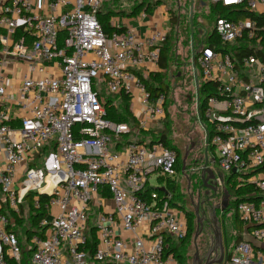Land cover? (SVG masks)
<instances>
[{
    "label": "built area",
    "instance_id": "1",
    "mask_svg": "<svg viewBox=\"0 0 264 264\" xmlns=\"http://www.w3.org/2000/svg\"><path fill=\"white\" fill-rule=\"evenodd\" d=\"M111 1L0 0V264L22 258L11 213L20 215L29 193L28 210L46 197L45 215L24 245L29 264H177L166 241L186 234L166 183L177 181L176 152L141 138L165 116L164 94L152 96L139 76L159 71L166 13L153 3L146 11L151 0H129L142 7L131 17L111 16L106 33L97 14ZM208 1L262 17L260 26L256 18H215L222 47L201 46L195 61L201 81L216 88L203 111L212 164L237 188L258 191L257 200L236 204L244 230L223 264H264V251L253 247L264 244V60L237 59L230 50L244 40L261 48L264 0ZM18 27L34 35L30 48L13 37ZM20 66L26 73L9 88ZM98 80L109 94L127 97L134 124L106 118Z\"/></svg>",
    "mask_w": 264,
    "mask_h": 264
},
{
    "label": "rangeland",
    "instance_id": "2",
    "mask_svg": "<svg viewBox=\"0 0 264 264\" xmlns=\"http://www.w3.org/2000/svg\"><path fill=\"white\" fill-rule=\"evenodd\" d=\"M159 1L158 6H164L167 10L169 17H173L169 24V33L166 43V67L161 73V80L168 87L166 95V122L162 125V121H159L156 125L158 130L163 127L168 128L167 140L169 145L173 146L178 154V167L182 168L183 156L192 142L194 149L190 152V156L185 160V164L189 160L201 157V165L204 157V150L207 149V156L209 165L216 167L215 164H211V155L208 150V142H206L207 135L204 132L203 123L201 122L197 112V96L196 87L193 79V70L190 65L191 62V47L195 49L201 48L202 44L206 42V38L212 31L214 24V16L211 11V6L208 0H152ZM120 4V5H119ZM192 4L191 17L189 15V7ZM130 2L127 0H120L117 4L106 3L105 8L109 7L114 10L119 8L130 7ZM138 18V15L133 17ZM132 23L136 25V21ZM144 22L146 19L143 20ZM198 83L200 82L199 75L197 76ZM98 92L103 95L104 98H110L116 104L117 99L109 95L103 85L99 84L98 80ZM231 179L224 177V185L227 188H237L236 183L230 182ZM151 185H154L153 180L150 181ZM180 193H184L185 181L179 177L178 181ZM183 195V194H182ZM234 196L232 194L228 197L227 207L224 209V213L221 215L222 225H219L220 231H225L227 234L228 248L233 244V232H234V219L235 211L233 205ZM219 197L216 198L218 202ZM183 213L186 223V230L189 229L188 236L186 238L187 243L181 249H179V261L178 264H192L194 255L193 240L195 237L196 244L199 248L207 243L210 234V228L203 223V228L199 230L198 223L193 216V208L188 204L187 198L183 202ZM24 208L25 220L21 226L16 227V231L22 243L23 249H25V236L26 230L30 229L28 218V209L26 205H21ZM218 213V212H217ZM217 216V215H216ZM191 217V223H188L187 218ZM206 218L209 220L210 215L206 212ZM25 245V246H24ZM199 251V250H198ZM28 263L27 257L25 259Z\"/></svg>",
    "mask_w": 264,
    "mask_h": 264
},
{
    "label": "trees",
    "instance_id": "3",
    "mask_svg": "<svg viewBox=\"0 0 264 264\" xmlns=\"http://www.w3.org/2000/svg\"><path fill=\"white\" fill-rule=\"evenodd\" d=\"M130 2V12H124L121 9L118 10H114V9H110V8H104V10H101L98 12L97 14V18L100 21L104 31L106 33H109L111 31V25H110V17L115 15V14H121V15H134V13H136L141 7L142 4L141 2H136V1H129ZM144 2V1H143ZM112 4H117V0H112L111 1ZM159 3V1H155V5H157ZM151 3H149L146 6V11H148L151 6L153 5ZM211 8V11L213 12V16H214V20L217 17H224V18H229L232 20H237V19H244L246 17L249 18H256L258 25L260 26L262 24V17L260 16H255L254 14H252L251 12H249L248 10L245 9L244 5H238V6H223L220 3H212L209 2ZM106 5V4H104ZM105 7V6H104ZM173 20V17H169V20ZM15 39L19 38V37H23L25 40V43L27 45L28 48H30L32 41L34 40V35L29 32V31H24L23 27H18L15 31H14V36ZM64 38V33H60L58 39L62 42V39ZM167 39H168V35H167ZM167 39L165 41V43L162 45L161 50H160V59H159V69L160 71L156 72L155 75L153 76H149V77H143V76H139L141 81L145 84L146 89L150 92V94L152 96H156L159 93H163L165 96V102H166V95H167V91H168V87L165 83H163V81L161 80V73L162 71L165 69L166 67V43H167ZM238 45V46H237ZM249 45H253V41L252 42H247V41H239L238 44L231 46L230 50L234 53V55L236 56L237 59H239L241 56L244 55H248V54H254L255 56H260L263 60H264V34L261 36L260 39V49H254L253 47L249 46ZM202 46H213L216 49H220V47H222L220 45V42L217 38V36L214 33V29L212 28L211 33L209 34V36L206 38V42L202 44ZM191 49H193V52L191 51V56L192 54L194 55V65L196 68V72H197V76L199 75L200 78V72L199 69L197 67L196 64V55L198 53L199 49H195L194 47H191ZM190 65L192 66V63L190 62ZM193 70V69H192ZM100 92V91H99ZM97 93L99 98L102 99L105 111H106V118L110 119L113 122L116 123H127V124H134L135 120L134 117L131 113L130 110V101L127 99V97L124 94L121 95H112L114 96L117 101L118 104L114 103L112 101V99L110 98H102L103 95H101L100 93ZM216 93V88L214 84L211 83H204L200 80V82L198 83V86L196 87V96H197V112H198V116L201 120V122L203 123V127L205 128L206 132L208 133L207 135V142H209L210 140V135H209V123L204 119L203 117V111L205 109L206 106V100L209 96L214 95ZM166 109H165V116L162 119V125L165 123L167 124L166 120ZM168 128H162L161 130L155 129L153 131H149V132H145L142 133L143 135H145L146 137H149L151 142L154 141H161L164 143V145L166 147L172 148L175 150L176 152V162H175V170L177 172V174H180L181 168L178 167V154L176 149L169 145V142L167 140V130ZM123 139L128 140L130 139L129 136H123ZM208 150L210 152V155L212 156V150L213 148L209 145L208 143ZM262 171H264V167L262 169ZM228 180L231 179L230 182H232V178L233 176H228L227 177ZM167 188L169 190V192L172 194V201L170 202L173 206L180 208L183 211V204H182V194L180 193L179 190V185H178V181H171V180H167ZM234 183V182H232ZM150 191H157L160 195H162L161 192H159L158 189L154 190L152 187H148L147 188V192ZM228 191L230 193V195L232 194V196H234L233 199V205H234V211H235V219H234V232L233 234V244L231 245L230 248H228L227 245V234L225 231H223V240H224V245L228 251V255L230 250L232 249L233 245L235 243H237L238 241H240L242 239L241 236V232L243 230V222L242 220L239 218L235 207L236 204L241 201V200H257L258 198L255 197V195L258 193V191L256 189L253 188V186L247 185V186H243V187H238L235 189L228 188ZM31 197H32V193H29L28 195H26V205H30L31 204ZM45 196H41L40 197V207L38 209L35 210H28L27 214H28V220H29V224H30V229L26 230V236H25V243H28L29 238L31 237V235L35 232L36 228H38V221L45 215V212L42 208V204L45 202ZM224 213V212H223ZM25 213H24V208L20 207V215L17 216L14 213H11V217L13 219V225L10 227L13 231L16 232L17 234V238L19 240V242L21 243V240L19 238V235L16 231V227L18 228V226H21L25 220ZM195 218L194 212H193V216L192 218ZM188 223H191V217L187 218ZM250 229V228H248ZM189 233V229L187 228L186 230V234L183 238L179 239V240H170L169 238H166V241L168 243V252L173 254L174 259L176 260V262L179 261V249L182 248V246L184 247L185 244L187 243L186 238L188 236ZM88 235V245L89 247L92 249L96 243V238H95V228L92 227L91 225L89 226V230L87 232ZM22 247V245H21ZM23 249V247H22ZM22 258L20 260L19 263H16L15 261H12L11 259H7V262H9L10 264H29V260H28V255L30 253V249L28 250H22ZM27 257L28 263H26L25 259ZM178 264V263H177Z\"/></svg>",
    "mask_w": 264,
    "mask_h": 264
},
{
    "label": "flooded vegetation",
    "instance_id": "4",
    "mask_svg": "<svg viewBox=\"0 0 264 264\" xmlns=\"http://www.w3.org/2000/svg\"><path fill=\"white\" fill-rule=\"evenodd\" d=\"M194 147H195L194 144L191 142L186 150V159L189 158L190 152L194 149ZM205 157H207L208 160L206 148L204 150L202 165H201V157L191 159L189 160V162L185 164L184 169L180 171V174L178 176L179 177L181 176V179L185 181V190L184 193H182L183 202L186 197L188 204L194 210V215H195V210H197L201 218L200 219L201 224L203 225V223H205L210 228V234H211V229H212L211 221L210 219L208 220L206 218V212L208 215L211 216L212 208L221 202V199L224 195V191H228V188L224 185V177L226 175L220 172L219 169H217L216 167L215 168L211 167V165H209V160H208V165L213 169L214 176L210 178H206L207 175L205 173L204 179L202 178V167ZM211 164H212V158H211ZM179 177H177V181H179ZM213 188H216L215 191H213ZM218 197L220 200L217 202L216 198ZM214 212L215 215H217L216 217L219 221V225H222L221 215L223 214L224 210L222 211L220 209H215ZM196 246H197V250H199L198 259H196V262L199 260L200 264L209 261H218V260L224 262V260L227 257V249L224 245V240L222 241L223 250H220L219 246L217 245L215 246L214 243H211L209 239L207 243L204 244V246H202L201 248H199L198 244H196Z\"/></svg>",
    "mask_w": 264,
    "mask_h": 264
},
{
    "label": "water",
    "instance_id": "5",
    "mask_svg": "<svg viewBox=\"0 0 264 264\" xmlns=\"http://www.w3.org/2000/svg\"><path fill=\"white\" fill-rule=\"evenodd\" d=\"M191 10H192V4L189 7V15L191 17ZM191 51L193 52V49H191ZM191 63H192V69H193V79H194V83H195V87L198 86V78H197V72H196V68L194 65V55L192 54L191 56ZM185 159H186V152L183 156L182 159V168L181 170L184 169L185 166ZM236 170L233 169L232 173H235ZM206 173L207 177L206 178H210L214 176V171L213 169L208 165V160L207 157H205L204 163H203V167H202V178L204 179V174ZM216 188H213V191H215ZM228 197H229V193L228 191H224V195L221 199V202L217 205H215L212 208V213L210 216V221H211V235L209 236V240L211 241V243H214V245L219 246L220 250H223V246H222V233L219 229V221L215 215L214 210L215 209H220V210H224L227 207V202H228ZM195 216H196V221L198 223V227L199 230H201L203 228V225L201 224V218L197 212V210H195ZM256 225H250L249 228L254 227ZM197 236V233L194 236V240H193V246H194V255H193V263L192 264H200L199 260L196 262V259H198V250H197V246H196V241H195V237ZM203 264H223V261L218 260V261H209V262H205Z\"/></svg>",
    "mask_w": 264,
    "mask_h": 264
},
{
    "label": "crops",
    "instance_id": "6",
    "mask_svg": "<svg viewBox=\"0 0 264 264\" xmlns=\"http://www.w3.org/2000/svg\"><path fill=\"white\" fill-rule=\"evenodd\" d=\"M120 1V0H119ZM118 0H117V3L119 2ZM153 2H152V0H151V4H152ZM155 3V2H154ZM106 4V3H105ZM120 5V4H119ZM0 6H1V4H0ZM105 6V5H104ZM158 6V4L156 5V7ZM104 8L105 7H103V10H104ZM109 8V7H108ZM159 9H160V11H163L164 10V12L166 13V17H167V19H166V21H165V24L169 27V24H170V20H169V15L167 14V10L165 9V7L164 6H162V5H160L159 7H158ZM110 9H112V8H110ZM119 9H121L122 11H124L125 13L127 12H130V9H129V7L126 9V8H119ZM140 10V9H139ZM150 10H151V8H150ZM135 14V13H134ZM113 16H124V15H121V14H115V15H113ZM128 16H130V15H128ZM131 17V16H130ZM133 24V23H132ZM133 26L134 27H136L139 31H143L144 30V27L143 26H139V25H134L133 24ZM169 29H170V27H169ZM5 33V30L4 29H0V35L1 34H4ZM29 54H31V52L29 51ZM159 71H160V69H159ZM26 73V67L25 66H20L19 68H17V72L15 73V75H16V77H12V78H10L9 80H8V87L9 88H11V87H13L14 85H15V83L16 82H18L19 83V81L22 79V77H23V75ZM165 104H166V102H165ZM165 109H166V107H165ZM141 138L142 139H145L146 138V136L145 135H142L141 136ZM179 177V176H178ZM249 228V227H248ZM244 230V229H243ZM243 230H242V232H243ZM242 232H241V236H242ZM223 237V236H222ZM224 238V237H223ZM253 247L255 248V249H260V250H262V251H264V244H258V243H256L255 241L253 242Z\"/></svg>",
    "mask_w": 264,
    "mask_h": 264
}]
</instances>
